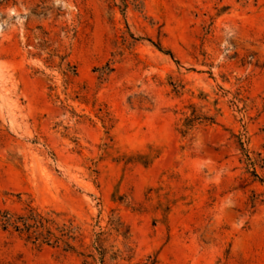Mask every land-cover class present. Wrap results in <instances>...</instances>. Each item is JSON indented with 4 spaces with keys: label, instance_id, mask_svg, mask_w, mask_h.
Returning a JSON list of instances; mask_svg holds the SVG:
<instances>
[{
    "label": "rangeland",
    "instance_id": "obj_1",
    "mask_svg": "<svg viewBox=\"0 0 264 264\" xmlns=\"http://www.w3.org/2000/svg\"><path fill=\"white\" fill-rule=\"evenodd\" d=\"M28 207L76 252L0 228V264H264V0H0V210Z\"/></svg>",
    "mask_w": 264,
    "mask_h": 264
},
{
    "label": "trees",
    "instance_id": "obj_2",
    "mask_svg": "<svg viewBox=\"0 0 264 264\" xmlns=\"http://www.w3.org/2000/svg\"><path fill=\"white\" fill-rule=\"evenodd\" d=\"M159 51L160 48H157ZM168 55L169 54L168 52ZM191 121H189L190 123ZM190 124L184 126L188 129ZM186 131H183L185 133ZM119 225V224H118ZM55 222L48 216L42 215L32 208L25 209L22 213H11L8 210H0V228L4 232H11L16 234L19 238H23L26 242H30L32 245L37 247L47 246V247H58L61 246L64 252L75 253V247L73 242L75 237H73V232L69 227L65 225L61 227H55ZM55 227V228H54ZM118 231V226L116 232ZM101 234L97 235V239L94 244L98 245L99 237ZM99 256L98 263H104L105 252L101 250V247L97 246L94 248ZM78 255L84 257L85 259H91L94 261V255L92 253ZM118 256L114 254L113 260ZM82 264H88L86 260ZM145 264H148L145 263ZM153 264V263H152Z\"/></svg>",
    "mask_w": 264,
    "mask_h": 264
}]
</instances>
